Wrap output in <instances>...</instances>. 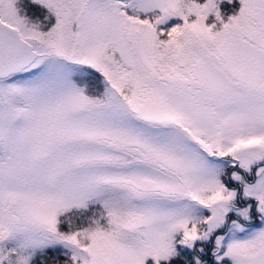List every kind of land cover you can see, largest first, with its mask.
<instances>
[{
    "label": "snow or ice",
    "instance_id": "obj_1",
    "mask_svg": "<svg viewBox=\"0 0 264 264\" xmlns=\"http://www.w3.org/2000/svg\"><path fill=\"white\" fill-rule=\"evenodd\" d=\"M234 3L0 0V264H264V0Z\"/></svg>",
    "mask_w": 264,
    "mask_h": 264
},
{
    "label": "trees",
    "instance_id": "obj_2",
    "mask_svg": "<svg viewBox=\"0 0 264 264\" xmlns=\"http://www.w3.org/2000/svg\"><path fill=\"white\" fill-rule=\"evenodd\" d=\"M238 5H239L238 0H235V3L233 5H231V6H228V8L226 9V11L227 12H231L233 10H236ZM230 8H231V10H230Z\"/></svg>",
    "mask_w": 264,
    "mask_h": 264
},
{
    "label": "rangeland",
    "instance_id": "obj_3",
    "mask_svg": "<svg viewBox=\"0 0 264 264\" xmlns=\"http://www.w3.org/2000/svg\"><path fill=\"white\" fill-rule=\"evenodd\" d=\"M238 2H239V0H238ZM239 7H240V3H239V5L237 6V11H238V9H239ZM230 10H231V8H230ZM229 14H231L232 13V11L231 12H228ZM213 20H214V18H213Z\"/></svg>",
    "mask_w": 264,
    "mask_h": 264
}]
</instances>
